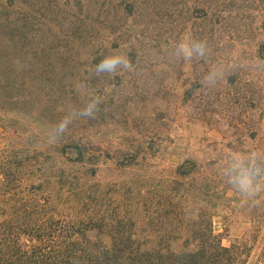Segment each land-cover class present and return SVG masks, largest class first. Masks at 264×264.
I'll use <instances>...</instances> for the list:
<instances>
[{"label":"rangeland","instance_id":"374dc122","mask_svg":"<svg viewBox=\"0 0 264 264\" xmlns=\"http://www.w3.org/2000/svg\"><path fill=\"white\" fill-rule=\"evenodd\" d=\"M78 1L41 0L42 37L54 34L59 46L64 36L97 40L92 56L69 68L72 86L56 112L64 117L92 96L102 98L95 119L68 126L86 136L90 165L71 167L77 156L68 147L48 160L56 167L65 162V176L89 172L90 189L71 199L81 198L71 205L76 211L128 212L126 194L138 185L155 209L163 208L165 185L181 164L195 165L198 187L204 177L224 180L232 154H264V0H82V14ZM29 4L0 0V21L27 19ZM186 38L206 40V57H178L175 46ZM113 52L127 55L135 70L96 76L94 66ZM209 73L216 75L206 84ZM50 131L41 124V151L54 146ZM138 148H148L147 155L128 166ZM227 196L211 219L214 235L246 264H264V193L256 204L233 186Z\"/></svg>","mask_w":264,"mask_h":264},{"label":"trees","instance_id":"16d2710c","mask_svg":"<svg viewBox=\"0 0 264 264\" xmlns=\"http://www.w3.org/2000/svg\"><path fill=\"white\" fill-rule=\"evenodd\" d=\"M29 2L27 19L0 21V264H246L212 229L232 185L226 177H204L194 186V164L175 169L163 208H154L141 185L128 189V212L82 213L71 206L81 201L74 195L90 189L89 172L65 176V162L56 167L48 160L68 147L77 156L71 167L90 165L86 136L67 130L49 149L36 145L41 124L52 129L63 118L56 112L72 86L69 68L92 56L97 40L88 33L64 36L59 46L54 34L42 37L41 0ZM82 2L75 4L80 14ZM131 152L136 163L128 166L148 148Z\"/></svg>","mask_w":264,"mask_h":264},{"label":"clouds","instance_id":"9594fccd","mask_svg":"<svg viewBox=\"0 0 264 264\" xmlns=\"http://www.w3.org/2000/svg\"><path fill=\"white\" fill-rule=\"evenodd\" d=\"M208 52L206 40H195L186 38L175 46V54L190 61L194 57L204 58ZM121 72H132L135 70L130 58L119 52L106 55L94 66L93 72L96 76L114 75L117 70ZM215 73H209L204 83H210L215 78ZM83 88L84 85H79ZM100 96H92L80 109H70L50 131L49 142L54 143L67 130L68 126L77 118L95 119L100 112L102 103ZM223 175L227 182L232 185L247 201L258 203L257 197L264 193V154L251 151L246 154L236 153L231 155V162L223 169Z\"/></svg>","mask_w":264,"mask_h":264}]
</instances>
